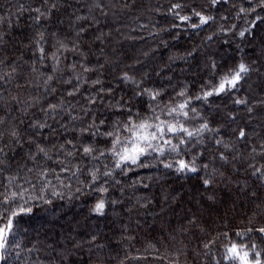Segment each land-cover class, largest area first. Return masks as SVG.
I'll list each match as a JSON object with an SVG mask.
<instances>
[{"label":"trees","instance_id":"trees-1","mask_svg":"<svg viewBox=\"0 0 264 264\" xmlns=\"http://www.w3.org/2000/svg\"><path fill=\"white\" fill-rule=\"evenodd\" d=\"M53 3L56 7L36 26V13L27 9L46 11ZM174 4L181 7L172 9ZM257 4L258 0H221L215 6L211 0H0V56L5 60L0 75L16 69L11 78L0 80V145H10L5 148L7 166H0V194H24L0 206V227L24 200V207L31 208L13 218L0 264H238L225 259L234 243L249 250L255 244L264 261V235L247 231L264 227V177L252 174L255 168L264 171V19H256L264 18V8ZM240 8L256 11L239 13ZM196 12L214 19L193 27L200 23ZM176 13L190 19L181 21ZM38 31L45 34L44 59L29 41ZM58 41L68 50L58 53L57 64L51 54ZM241 62L250 71L235 89L202 98ZM48 76L53 79L45 85ZM97 80L100 83H94ZM156 92L152 100L150 94ZM185 101L187 117L168 115L170 107ZM49 105H57L55 113H48ZM156 116L178 120L189 130L207 123L211 131L193 138L167 134L173 144L186 141L178 154L153 152L141 158L145 167L123 171L115 169V159L108 154L109 139L80 133L93 120L105 121L103 131L129 119L158 123ZM45 120L51 128L31 127ZM13 130L20 144L11 137ZM121 135L128 133L121 129ZM37 143L51 159L38 154ZM86 144L105 155L97 151L93 155L98 159L85 156ZM222 154L226 160L220 159ZM178 159H195L198 171L178 172ZM168 163L174 167H164ZM96 170L100 178L93 184L91 173ZM104 171H112V176L100 175ZM204 179L210 180L209 186ZM101 186L107 193L97 190ZM100 198L106 200L103 215L92 211ZM3 199L0 195V204Z\"/></svg>","mask_w":264,"mask_h":264},{"label":"snow or ice","instance_id":"snow-or-ice-1","mask_svg":"<svg viewBox=\"0 0 264 264\" xmlns=\"http://www.w3.org/2000/svg\"><path fill=\"white\" fill-rule=\"evenodd\" d=\"M221 0H211V3L213 6L220 3ZM224 2H227V0H224ZM48 0H42V4H47ZM56 7V4H52L51 9H47L46 11H42L40 7L36 8H28L27 10L30 12H35L36 15L32 17V19L35 21L36 26H40V22L42 19H47L48 15H50L52 9ZM99 7V5H97ZM180 4H174L172 5V9H178L180 8ZM257 7L264 8V0H258ZM19 11L22 13L25 11L23 5L19 6ZM255 12L256 8H240L239 13H246V12ZM176 15L179 17L181 21H188L190 17L188 16H180L179 13H176ZM196 16L199 17V25H192L193 27H199L200 25L207 24L210 20L214 19L211 16H204L201 15L199 12L195 13ZM77 19H82V17H77ZM257 20L264 19L260 16L256 17ZM3 23V18L0 17V25ZM234 27V26H233ZM83 31V29H81ZM248 31V29H245L243 31L239 32L240 37H244L245 33ZM79 35V33H77ZM211 39V37H209ZM30 42H34L36 46V52L39 53V58L44 59L46 58V52L45 48L42 46V42L45 41V34L43 31H38L34 36L29 38ZM59 47L57 48L56 52H53L51 54V59L53 61H56L57 64L59 62V55L58 53L61 52V50H68L67 45L63 42L58 41ZM3 44H4V34L0 32V51H3ZM36 53H34L35 55ZM5 60L2 56H0V65H4ZM56 69L54 68L53 71ZM88 69H85L87 71ZM16 71L15 68L12 69L11 73H5L4 75H0V80H4L5 76L8 78H11L12 73ZM32 71L35 72L36 68H32ZM250 71V67L241 62L237 65V67L233 70H231L228 74L224 75L219 83L211 88V90L205 91L203 93V99L207 100L209 97L213 95H219L221 93H224L226 91H230L232 89H235L240 82L244 79V77L247 75V73ZM53 79L52 76H48L47 79L44 81L45 85H48V83ZM79 79V77H77ZM125 80H129L130 77L125 74L124 76ZM70 83V81H69ZM94 83H100L99 80L95 81ZM52 91H55V89H52ZM100 91H104V89H101ZM147 91V90H145ZM74 93H69V95H73ZM151 99L155 100L156 97L159 95L158 92L151 93ZM179 95L184 96L185 94L183 92L179 93ZM200 99L201 97H197ZM92 103H95L93 100ZM237 104L246 103L244 100H237ZM188 107V102L185 101L183 103H179L175 107H170L168 109V115L173 114H179L183 115L184 117L188 116V112L184 111ZM57 110V105H49L48 113H55ZM251 111V109H249ZM75 119V117H73ZM156 121L158 123H151L148 119H143L140 122H133L131 119H129L127 122L121 124H117L113 126L112 130H103L102 127L105 125V121L103 119L96 121L93 120L92 123H90L87 127L81 128L80 133L81 135L85 133H89L92 136H101L104 138L109 139L111 147L108 149V154H110L115 159V169H121L123 170H132L131 166L135 167H145L146 165L142 162V157L151 155L153 152L158 153L159 155L163 156L165 154V150L168 152H175L179 153V147L181 144H184L186 141L184 139H180L178 144H173L171 139L165 138L167 134H178L183 133L188 138L193 137H199L202 136L204 132L211 131L207 123H203L199 128L195 130H189L187 127H184L183 124H181L178 120L176 122H167L164 120H161L160 117H155ZM4 123V119L0 117V124ZM22 123V121H21ZM32 128L37 130H42L45 128H51V125L47 123L45 120L44 122H33L31 125ZM121 129L123 132L128 133L126 136L121 135ZM11 137L13 138L14 142L17 144L21 143L19 133L16 130L11 131L10 133ZM246 135L244 130H240L239 137L244 138ZM4 141V134L0 132V142ZM156 143H153V142ZM28 143H35L34 140L29 139L27 141ZM68 144H72L73 142L71 140L67 141ZM218 144H221L222 141L218 140ZM23 145L21 144V147ZM10 147L8 143H3L0 145V166H7L6 164V158L8 156V153L5 151V148ZM36 147L38 149V154H43V156L47 159H51V157L48 156V153L46 149L42 146H40L38 143L36 144ZM63 145H61V149H63ZM226 147V146H225ZM264 148V145L261 146ZM99 151L100 156H104L105 152L103 150L97 149L94 145L86 144L82 145V152L85 156L92 157V159H98L97 156H94L93 153ZM255 151V149H253ZM69 156L72 155V152L70 151L68 153ZM33 161H35L36 156L31 155L29 157ZM220 159L226 160L227 158L222 154L220 156ZM164 167L166 168H173V163L165 164ZM175 167L178 172H196L198 171V168L196 166L195 159L191 161H185L183 159H178L175 162ZM204 168H207V165H203ZM264 167V166H262ZM4 168L0 167V172H3ZM64 171H67V168L63 169ZM31 171V169H29ZM99 170H96L91 173L92 176V183L96 184L99 180L100 176L97 175V172ZM253 175L260 174L262 177H264V171H262L261 168H255ZM102 176H112V171H104L103 173H100ZM15 180V177L9 178V184H12ZM27 182V181H26ZM205 187L209 186L210 180L204 179L203 181ZM146 186V185H145ZM17 187H20L17 185ZM101 193H107L108 189L105 187H99L97 189ZM4 196V199L2 201V205H8L10 203H13L17 199H23V191L21 192H12L10 194H0ZM255 195V194H253ZM42 198V197H40ZM212 197H209L211 199ZM112 203H117L116 201H112ZM24 204H27V200H24ZM24 204L19 205L18 210H10V214L7 215V223L3 225V227H0V259H4L3 251L6 249V245L8 243V236L9 233L14 228V219L15 217H18L21 214H26L28 212H31V208L24 207ZM106 208V200L104 198H100L92 211L96 213L97 215H103ZM3 217H0L2 219ZM248 232L257 231L261 235H264V227H259L256 229L249 228L247 230ZM237 235H241L240 233H237ZM95 237H93V240ZM97 247H103L102 245H97ZM208 245H205V248H207ZM129 257H125V259H128ZM133 259H141L142 257H131ZM225 259L238 262V264H264V261L261 260V253L256 251V245L253 244L251 249H248L247 245H237L232 244L230 247L227 248V255ZM120 264H124V261H121Z\"/></svg>","mask_w":264,"mask_h":264}]
</instances>
